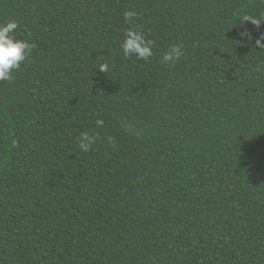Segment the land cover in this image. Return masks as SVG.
Wrapping results in <instances>:
<instances>
[{
  "label": "trees",
  "instance_id": "1",
  "mask_svg": "<svg viewBox=\"0 0 264 264\" xmlns=\"http://www.w3.org/2000/svg\"><path fill=\"white\" fill-rule=\"evenodd\" d=\"M245 14L264 0H0L35 44L0 81V264H264V24ZM129 29L149 61L124 57Z\"/></svg>",
  "mask_w": 264,
  "mask_h": 264
},
{
  "label": "clouds",
  "instance_id": "2",
  "mask_svg": "<svg viewBox=\"0 0 264 264\" xmlns=\"http://www.w3.org/2000/svg\"><path fill=\"white\" fill-rule=\"evenodd\" d=\"M124 19L131 22L136 16L134 11H126L123 13ZM240 24L251 22L252 25L258 29L264 24V15L259 17L252 15H243L238 21ZM18 28V23L15 20H9L4 24H0V81L11 80L13 71L20 68L21 63L27 59L31 51L34 49L35 44L29 43L23 39H17L14 35L15 30ZM241 39L245 37L250 38L247 28L239 33ZM264 35L256 41V47L264 50ZM155 42L145 39L144 35L138 31L129 29L124 34V39L120 43V50L125 58L135 57L138 60L149 61L154 55L153 48ZM184 55L183 42L174 43L170 46L168 51L163 54L162 60L170 65H174ZM98 70L106 73L109 70L107 63H101ZM97 127H103L104 121L97 119L95 121ZM96 142V137L86 132H82L79 138L78 146L82 152L91 150L92 145ZM106 143L115 146L113 137H106Z\"/></svg>",
  "mask_w": 264,
  "mask_h": 264
}]
</instances>
